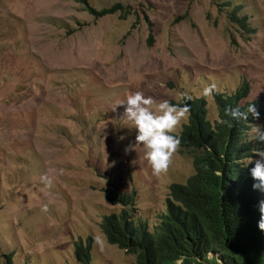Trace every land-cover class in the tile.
I'll return each mask as SVG.
<instances>
[{"label":"rangeland","instance_id":"1","mask_svg":"<svg viewBox=\"0 0 264 264\" xmlns=\"http://www.w3.org/2000/svg\"><path fill=\"white\" fill-rule=\"evenodd\" d=\"M117 2L96 17L82 0H0V264H79L73 240L87 235L103 243L93 264L135 260L100 229L122 207L108 195L133 190L131 212L151 225L193 167L177 150L156 176L143 151L125 154L135 130L113 108L127 95L203 97L213 120L214 94L245 82L260 112L248 133L264 125V0H88ZM235 5L246 28L228 17Z\"/></svg>","mask_w":264,"mask_h":264},{"label":"trees","instance_id":"2","mask_svg":"<svg viewBox=\"0 0 264 264\" xmlns=\"http://www.w3.org/2000/svg\"><path fill=\"white\" fill-rule=\"evenodd\" d=\"M86 3L94 16L114 12L122 5L95 8ZM228 17L244 28L247 15H240L238 6L228 10ZM152 33H148L151 43ZM246 83L230 93L216 92L217 118L207 117L203 97L169 99L173 104L187 103L190 113L178 135V151L191 156L193 172L184 182L169 184L165 209L151 225L134 217V191H118L108 195L121 209L104 214L99 222L106 240L135 256L131 264H174L180 256L184 264H264V231L257 227L260 214L257 204L264 193L252 189L253 181L242 155H250L264 144L248 137L255 120H236L230 110H247L257 100H243ZM93 237L73 240L79 264H93Z\"/></svg>","mask_w":264,"mask_h":264},{"label":"clouds","instance_id":"3","mask_svg":"<svg viewBox=\"0 0 264 264\" xmlns=\"http://www.w3.org/2000/svg\"><path fill=\"white\" fill-rule=\"evenodd\" d=\"M215 85L206 86L202 95H211ZM182 99H190L187 94H182ZM153 105L156 106L155 110ZM123 107L124 111L120 117L124 119L130 130H135L134 139L124 148L125 154L143 151V158L152 169L153 175L159 176L166 173L170 167L174 154L177 152L181 140L174 134L182 121H186L190 113V105L187 103L173 104L168 100H161L159 103L152 96H146L143 91H135L127 95L126 100L118 102L113 111ZM231 115L236 120H247L249 114L254 120L260 119V112L255 104L249 105L247 110L240 112L239 109L230 110ZM249 138L258 143L264 144V125H253L248 133ZM124 136L118 137V142L124 140ZM254 159L243 161L245 165H251L248 168L249 175L253 181L252 189L264 193V148L256 149L253 152ZM134 164L135 161L133 160ZM45 186L52 187V181L48 175L41 177ZM43 211L48 210L45 204ZM257 210L260 218L257 220V227L264 231V199L257 204ZM94 244L103 248L102 239L99 236L93 238ZM187 259L180 256L174 264H184Z\"/></svg>","mask_w":264,"mask_h":264}]
</instances>
